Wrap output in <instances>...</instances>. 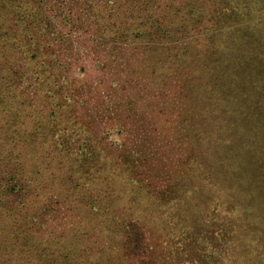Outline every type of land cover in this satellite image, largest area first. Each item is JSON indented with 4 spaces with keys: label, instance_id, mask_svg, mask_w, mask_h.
<instances>
[{
    "label": "rangeland",
    "instance_id": "rangeland-1",
    "mask_svg": "<svg viewBox=\"0 0 264 264\" xmlns=\"http://www.w3.org/2000/svg\"><path fill=\"white\" fill-rule=\"evenodd\" d=\"M237 2L0 0V235L29 264H264V81L229 67L244 15L207 11Z\"/></svg>",
    "mask_w": 264,
    "mask_h": 264
},
{
    "label": "trees",
    "instance_id": "trees-1",
    "mask_svg": "<svg viewBox=\"0 0 264 264\" xmlns=\"http://www.w3.org/2000/svg\"><path fill=\"white\" fill-rule=\"evenodd\" d=\"M238 3V2H237ZM240 4L241 8L243 9L242 13L236 12L233 8V6L230 8H227L226 6L219 5L215 9L210 10L207 9L208 13L215 12L218 15H227L231 16L232 18H236L239 15H244L241 19L242 24H244L247 27L243 28V31H246L243 33L242 37L235 39V41H232L233 48H231L233 51L230 54L229 58V67L231 71L234 72L235 76H238V79L241 80L242 76L250 75L251 80L247 83V85L261 89L260 86L261 81H264V0H241ZM211 8V7H210ZM243 12H245L243 14ZM7 35L5 33H0V47L3 48V44L6 43L3 39ZM10 40V37L7 39ZM9 42V41H8ZM7 42V43H8ZM156 50L159 52V48H156ZM214 52H217L216 50H213ZM166 59L170 58V55L165 56ZM235 69V71H234ZM230 71V72H231ZM246 85V84H245ZM241 86L243 87L244 85ZM240 87H237L236 89H239ZM250 103H254L252 100L249 101ZM255 106V105H253ZM46 133L51 134L52 129L54 130V127L52 125L47 126ZM45 133V135H46ZM9 146H13L10 143H4L3 151L0 153V227H3V230H9L13 228V226L19 225L21 226V222L18 220V215L21 214V210H19L20 205L17 204V198L18 192L21 191L20 188L13 189L9 185V181L12 179V173L10 171L11 168H13V163L18 162L20 165H23V163L20 160L17 161H11V155L9 154L11 150H8ZM13 148H15L13 146ZM20 156V153L18 154ZM92 154L90 152H85L84 154H81V159L83 161H87ZM31 171H28V174L31 175L28 176L27 180V186L32 189L31 184L32 180L34 178H40L42 180L45 179V174H42L40 172L33 173ZM53 180L51 181L52 185L55 182V179L59 177V172L52 173ZM52 177V176H50ZM49 177V178H50ZM89 179L85 181V187L84 189L89 188L88 187ZM113 186L114 183L110 182ZM121 184V181H120ZM83 186V185H82ZM118 187V185H116ZM74 191L76 188H74ZM109 192H104V198L111 204L116 200L115 194L116 189H107ZM2 195H5L10 198L7 200H2ZM45 196V194H43ZM37 197V196H36ZM41 197V195L39 196ZM36 200V199H35ZM76 201V200H75ZM14 207H11L13 203ZM4 211H7L4 213ZM99 213H102L99 211ZM19 217V216H18ZM20 218V217H19ZM11 219V220H10ZM28 223L25 225H22V232L24 229L27 231L28 237L23 240H26V246L27 248L31 249L34 247V244H37V242H32V240H35V238L32 235L30 219L28 218ZM13 221V222H12ZM12 224V225H11ZM24 226V227H23ZM18 227V228H19ZM28 228H31L28 230ZM29 232V234H28ZM204 232V229H203ZM38 245H40L38 243ZM20 245L17 242V239L13 233H8V237H3L0 235V264H29V259L26 254H23L21 252ZM27 251H29L27 249ZM29 253H27L28 255Z\"/></svg>",
    "mask_w": 264,
    "mask_h": 264
}]
</instances>
